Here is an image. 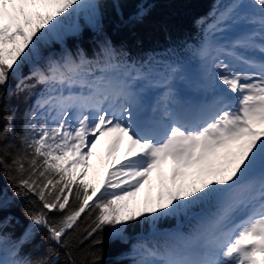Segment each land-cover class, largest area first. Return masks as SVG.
Wrapping results in <instances>:
<instances>
[{
  "label": "snow or ice",
  "instance_id": "obj_1",
  "mask_svg": "<svg viewBox=\"0 0 264 264\" xmlns=\"http://www.w3.org/2000/svg\"><path fill=\"white\" fill-rule=\"evenodd\" d=\"M154 7L0 0V264H104L106 240L112 264H264V0H214L194 40L161 25L168 42L145 49ZM153 174L155 198L136 199ZM169 218L175 230L156 228Z\"/></svg>",
  "mask_w": 264,
  "mask_h": 264
},
{
  "label": "trees",
  "instance_id": "obj_2",
  "mask_svg": "<svg viewBox=\"0 0 264 264\" xmlns=\"http://www.w3.org/2000/svg\"><path fill=\"white\" fill-rule=\"evenodd\" d=\"M214 0H154L155 7L152 10L151 15L144 22L143 25L136 29L137 37L142 40L143 47L145 49L161 48L164 47L168 41L166 40L165 32L161 30V25H166L168 33L171 34L173 39H183L190 33L194 26V19L203 13L208 12L211 9ZM106 26L112 32L113 38L117 41L128 39L129 34L127 30L117 31L114 28V19L110 12L106 20ZM85 47L89 44V34L86 33L83 41ZM25 68V67H24ZM12 105H16L19 108L17 113L16 128L19 131L20 117L23 114L25 103L23 98L17 100L13 98L10 102ZM7 111V108L4 109ZM2 122V121H0ZM0 183H5L0 178ZM27 201H19L13 208V213L24 224L27 223L26 219L22 215V208L27 205ZM58 213H49L50 217H55ZM174 222L173 218L163 220V224L168 226ZM84 221L81 220V226ZM148 227V226H146ZM139 230V225L129 226V233L135 234ZM107 237V230L105 231V238ZM119 251L118 246L110 245L107 240L104 245V264H112L116 260L117 253Z\"/></svg>",
  "mask_w": 264,
  "mask_h": 264
},
{
  "label": "rangeland",
  "instance_id": "obj_3",
  "mask_svg": "<svg viewBox=\"0 0 264 264\" xmlns=\"http://www.w3.org/2000/svg\"><path fill=\"white\" fill-rule=\"evenodd\" d=\"M107 150V144L106 142H102L98 149L95 151L94 155L90 158V169L88 176H86L84 179L96 183L98 179L103 175V172L107 166V161L109 160V157L106 155ZM120 152H123V145L120 147ZM167 171V169H165ZM150 179V185L145 184L140 191L136 195V199L143 201L146 198L154 199L157 192V182L155 178V174L151 176Z\"/></svg>",
  "mask_w": 264,
  "mask_h": 264
}]
</instances>
